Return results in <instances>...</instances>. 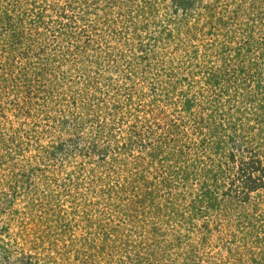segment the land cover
Segmentation results:
<instances>
[{
  "label": "rangeland",
  "instance_id": "1",
  "mask_svg": "<svg viewBox=\"0 0 264 264\" xmlns=\"http://www.w3.org/2000/svg\"><path fill=\"white\" fill-rule=\"evenodd\" d=\"M184 1L0 0V264H264V188L191 175L264 161V0Z\"/></svg>",
  "mask_w": 264,
  "mask_h": 264
},
{
  "label": "trees",
  "instance_id": "2",
  "mask_svg": "<svg viewBox=\"0 0 264 264\" xmlns=\"http://www.w3.org/2000/svg\"><path fill=\"white\" fill-rule=\"evenodd\" d=\"M181 4L182 8L185 10L191 6L189 0H185L184 2H181ZM69 34L75 36L71 29H67L65 33H62L61 31L58 33L54 32L53 39L57 40L59 36L62 37L63 35L66 36ZM14 43H18V39L14 40ZM260 131H264V125L260 126ZM61 147L63 152L67 151L63 146ZM255 147L256 145L252 143L250 147L244 148L242 144H237L236 140H233V138L228 141L220 139L216 142L213 141L212 137L208 138L207 141L203 139L201 142V149L194 147V152L197 156L196 159L194 157L192 158L191 163L194 170L196 169L198 171L195 170L196 172L191 175L194 177L195 181L202 185L203 188H211V194H216L217 189H213L212 184L220 185L221 181H226V174L224 173L223 164L215 161V158L210 156V151L216 152L218 148L220 157L223 154L231 153L228 157H230V160L234 163L235 169L232 171V173H234L231 174L232 181L231 183H228V188L223 194L226 195L231 202L238 203V205H245L250 201L253 194L264 188V161L263 157H261ZM237 156L240 158H237ZM210 180H212V182H210ZM178 182L183 181H170L169 188L176 190ZM204 194L208 195V192ZM217 197H220L219 194L214 197L213 208L217 205ZM156 261H158V259ZM21 262L24 264L27 263L24 258H22Z\"/></svg>",
  "mask_w": 264,
  "mask_h": 264
}]
</instances>
